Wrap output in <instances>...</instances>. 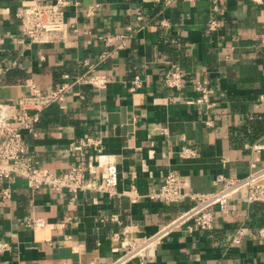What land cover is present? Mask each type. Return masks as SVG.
Wrapping results in <instances>:
<instances>
[{
    "label": "crops",
    "instance_id": "crops-1",
    "mask_svg": "<svg viewBox=\"0 0 264 264\" xmlns=\"http://www.w3.org/2000/svg\"><path fill=\"white\" fill-rule=\"evenodd\" d=\"M20 2L0 0L1 100L26 95L28 79L42 90L70 82L87 70L84 60L95 63L119 43L107 45L105 37L129 33L123 47L99 64L108 77L105 87L73 84L63 101L41 112L35 133L23 132L40 166L64 172L79 159L114 161L119 179L112 196L79 192L71 201L67 191L31 189L21 175L0 178V191L10 189L9 197L0 193V244H7L0 264H108L128 240L152 235L192 204L148 197L168 170L185 176L188 191L206 192L220 185L219 174L242 176L253 164L264 166V147H253L264 144V0H223L216 31L206 25L209 0H70L66 35L45 43L30 42L22 30ZM136 7L143 9L141 20ZM175 65L188 73L179 89L162 82ZM136 74L142 83L131 91ZM196 79L207 81L213 107L189 102L197 96ZM87 137L101 140L100 155L75 148ZM183 145L196 154L180 157ZM131 185L135 200L128 196ZM33 217L46 224H27ZM262 224L264 201L231 198L228 212L214 209L211 229L186 223L142 260L125 264H264V238L257 233ZM241 227L245 233L232 244Z\"/></svg>",
    "mask_w": 264,
    "mask_h": 264
},
{
    "label": "built area",
    "instance_id": "built-area-1",
    "mask_svg": "<svg viewBox=\"0 0 264 264\" xmlns=\"http://www.w3.org/2000/svg\"><path fill=\"white\" fill-rule=\"evenodd\" d=\"M173 1L164 0V3L169 5ZM222 1L209 0L212 10V14L206 22L209 31H216L222 25L218 17ZM68 4H70V0H21L16 16L20 19L22 30L28 35L30 42H57L63 39L70 26L64 17V8ZM135 14L138 20L143 19L141 7H136ZM127 28L131 30L129 26ZM127 37H129V33L105 37L104 41L107 45L115 40H118L119 43L113 49L101 51L95 63L84 60L88 66L87 70L72 77L68 83L63 82L58 87L42 90L33 80L28 79L26 85L29 91L26 95L19 97L16 101L0 99V178L8 179L12 175H21L26 178L31 189L48 186L57 192L67 191L71 194V201L76 199L79 192L96 191L109 196L117 193L119 176L114 161L98 160L95 162L91 158L79 159L72 162L68 170L64 172L53 171L38 165V162L28 154L29 147L24 141L23 132L35 133V125L40 120L41 112L51 104L63 101L73 84L87 85L92 88L105 87L108 77L99 70V64L105 62L113 52L123 47ZM261 45L264 47V39H262ZM187 75L188 73L179 65H175L165 70L162 82L166 87L179 89ZM65 76L68 77V75ZM141 83L142 77L139 74L134 75L130 81L129 90L136 91ZM195 89L197 96L190 99L189 102L200 103L207 108L214 106L212 90L206 80L196 79ZM82 147H91L96 155H100L103 151L101 140L92 137L81 139L75 146L76 149ZM253 147L260 149L264 147V144L255 143ZM195 154L196 149L191 145H183L179 150V155L182 158L192 157ZM262 179H264V166L257 167L253 164L252 169L242 176L217 175L215 182L220 185L215 190L190 192L187 190L188 183L185 176L176 170H168L161 185L149 192L148 197L167 203L190 199L192 204L152 235L144 237L140 241L128 240L126 249L108 264H125L136 257L142 260L148 249L153 248L170 231L186 223L192 222L200 231L211 229L214 221V209L224 213L228 212V200L231 198L238 197L246 203L264 201ZM0 193L9 197V187H3ZM136 195L135 186L131 185L128 196L131 200H135ZM26 222L33 227H42L46 224L42 217L26 218ZM244 233V228H238L232 236L231 243H239ZM257 233L264 238V224L257 229ZM6 246V243L0 244V250Z\"/></svg>",
    "mask_w": 264,
    "mask_h": 264
},
{
    "label": "water",
    "instance_id": "water-1",
    "mask_svg": "<svg viewBox=\"0 0 264 264\" xmlns=\"http://www.w3.org/2000/svg\"><path fill=\"white\" fill-rule=\"evenodd\" d=\"M124 122V118L122 120ZM262 185H264V179L261 180Z\"/></svg>",
    "mask_w": 264,
    "mask_h": 264
}]
</instances>
